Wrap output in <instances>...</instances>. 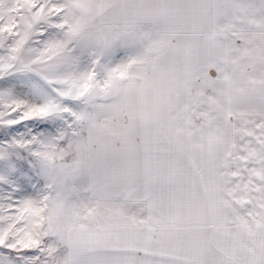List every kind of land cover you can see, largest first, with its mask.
Listing matches in <instances>:
<instances>
[{"label": "snow or ice", "instance_id": "obj_1", "mask_svg": "<svg viewBox=\"0 0 264 264\" xmlns=\"http://www.w3.org/2000/svg\"><path fill=\"white\" fill-rule=\"evenodd\" d=\"M0 264H264V0H0Z\"/></svg>", "mask_w": 264, "mask_h": 264}]
</instances>
